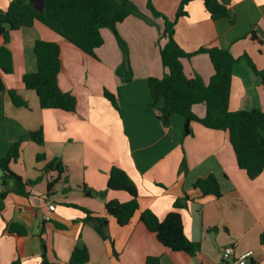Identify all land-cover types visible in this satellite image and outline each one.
<instances>
[{"label":"crops","instance_id":"1","mask_svg":"<svg viewBox=\"0 0 264 264\" xmlns=\"http://www.w3.org/2000/svg\"><path fill=\"white\" fill-rule=\"evenodd\" d=\"M10 1L0 0V12ZM131 1L148 20L131 14L117 23L133 70L131 81L124 84L115 73L122 53L107 27L100 29L103 44L95 49L97 58L39 21L10 33L7 46L13 56V73H0L5 87L15 88L28 104L16 106L6 90L0 91V156L13 141L39 127L44 142L25 140L18 159L11 163V169L25 180L40 177L27 187L28 195L15 193L12 181L0 185V193L6 192L0 195V264H39L43 249L50 262L68 264L77 243L88 249L89 260L84 264H145L148 256H157L159 264H237L248 250L252 255L245 264H264V170L250 179L238 167L223 130L193 121L192 133L183 136V116L173 114L168 124L162 122L151 106L147 78L162 77L168 71L160 57V47L167 42L163 19L151 15L147 0ZM179 1L153 3L172 19ZM227 6L229 16L213 20L202 0L189 1L186 14L176 21L175 39L186 51L217 46L236 57L247 54L258 70H264V0H229ZM251 32L263 41L252 38ZM36 39L58 43V85L76 97L74 111L42 109L35 92L24 87L22 75L36 70L32 49ZM181 61L187 77L199 74L208 83L214 73L205 52ZM119 86L120 111L103 94L104 89L115 93ZM251 108L264 111L262 80L240 59L233 68L229 109ZM192 109L198 117L206 113L205 103L194 104ZM37 154H44L45 159L38 160ZM54 157L66 171L48 193L47 182L57 172H43V168ZM182 158L188 167L185 174L179 171ZM113 165L135 183L139 211L151 209L162 219L176 198L190 197L183 219L187 237L199 244L195 255L165 247L139 219V211L123 226L105 214V200L126 201L125 191L108 189L105 198L83 193V185L105 190ZM209 174L219 181L220 197L204 195L193 186L197 178ZM51 202L54 210L48 207ZM82 208L106 217V238L91 222L82 221L86 216ZM13 222L20 223L26 234L9 233L7 227ZM229 245L233 254L224 253Z\"/></svg>","mask_w":264,"mask_h":264},{"label":"trees","instance_id":"2","mask_svg":"<svg viewBox=\"0 0 264 264\" xmlns=\"http://www.w3.org/2000/svg\"><path fill=\"white\" fill-rule=\"evenodd\" d=\"M189 1L191 0L179 1L172 19L158 11L153 0L146 2V7L151 15L163 19V35L167 37L165 45L160 47V57L162 65L168 71L162 77L150 76L147 78L151 106L157 110L159 118L165 124L170 122L173 114L183 116V136L192 133L190 124L193 121L227 132L238 167L244 169L250 179H254L264 170V111L258 108L230 110L229 99L233 68L240 59H244L251 70L261 78L263 89L264 70H258L247 54L236 57L225 48L201 46L194 51L184 50L175 39V24L179 17L186 14V5ZM202 1L213 20L229 16L227 6L229 0ZM131 14L148 20L131 0H44L42 12L36 10L29 0H11L7 8L0 12V37L4 41V44L0 45V71L3 74L13 73V56L7 46L10 41V33L13 30L31 26L35 21H39L83 52L97 58L95 49L103 44L100 29L107 27L114 33L122 53V61L116 67L115 73L119 76L122 84L127 83L133 77V70L127 43L118 33L117 23ZM251 36L260 42L263 41L255 35V32H251ZM32 49L36 70L22 75L24 87L35 92L39 107L42 109L74 111L77 104L76 97L70 92L61 90L58 85V74L61 68L58 43L36 39ZM202 52L209 55L214 68V73L208 83H205L199 74L187 77L181 61L183 57L189 58ZM1 73L0 91L6 90L14 105L27 106V100L15 88L7 89L5 87ZM119 89L120 86L115 93L107 89L103 91L104 96L118 111H120L117 102ZM197 103L206 105V113L203 117H198L193 112L192 106ZM25 140L43 144L42 127L29 131L27 135L13 141L7 152L0 156V185L6 186L9 181H12V190L20 195H28L27 187L36 183L40 178L25 180L11 169V163L18 159ZM36 158L43 160L45 155L37 154ZM49 171H56L57 175L49 178L48 193L66 169L62 161L54 157L43 168V172ZM179 171L183 174L188 171L185 158H182L180 162ZM193 186L204 195L211 194L220 197L222 194L219 181L212 174L197 178ZM108 189L125 191L129 196L126 201L109 199L104 202L105 214L112 216L117 224L123 226L139 211L137 187L129 175L116 165H113L109 170L105 190L93 191L86 185L82 186L85 195H97L102 198H105ZM5 194L6 192L0 193L1 196ZM189 201L190 197L184 194L174 200L171 209L162 219L151 209L140 210L139 219L165 247L192 256L199 250V244L191 241L185 233L183 210L187 208ZM82 210L86 213L82 221L91 222L97 233L102 238H106V217L96 216L86 208H82ZM7 231L18 235L26 234L25 228L18 222L10 223ZM41 244L44 248L42 239ZM88 260L87 247L77 243L72 249L68 264H84ZM39 264L59 263L50 262L43 249ZM145 264H159V258L148 256Z\"/></svg>","mask_w":264,"mask_h":264},{"label":"built area","instance_id":"3","mask_svg":"<svg viewBox=\"0 0 264 264\" xmlns=\"http://www.w3.org/2000/svg\"><path fill=\"white\" fill-rule=\"evenodd\" d=\"M48 207H49L50 210H54V208H55V204H54V202H51V203L48 205ZM224 253H225V254H233V247L230 246V245H229V246H226V247L224 248ZM251 255H252V250H248V251L242 253V254L239 256V258H238V260L236 261V263H237V264H245L246 261H247V258L250 257Z\"/></svg>","mask_w":264,"mask_h":264},{"label":"water","instance_id":"4","mask_svg":"<svg viewBox=\"0 0 264 264\" xmlns=\"http://www.w3.org/2000/svg\"><path fill=\"white\" fill-rule=\"evenodd\" d=\"M33 4V7L42 12L44 9V0H29Z\"/></svg>","mask_w":264,"mask_h":264},{"label":"rangeland","instance_id":"5","mask_svg":"<svg viewBox=\"0 0 264 264\" xmlns=\"http://www.w3.org/2000/svg\"><path fill=\"white\" fill-rule=\"evenodd\" d=\"M0 181H1V170H0Z\"/></svg>","mask_w":264,"mask_h":264}]
</instances>
